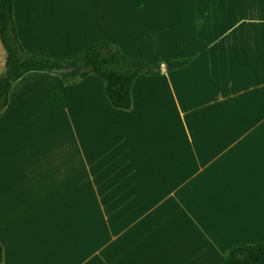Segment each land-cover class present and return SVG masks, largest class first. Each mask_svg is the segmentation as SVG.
<instances>
[{"label":"rangeland","instance_id":"374dc122","mask_svg":"<svg viewBox=\"0 0 264 264\" xmlns=\"http://www.w3.org/2000/svg\"><path fill=\"white\" fill-rule=\"evenodd\" d=\"M37 72L22 76L0 117L3 264H218L189 213L208 207L206 193L165 155L174 135L152 130L175 115L155 122L158 103L139 99L115 107L97 74L68 89Z\"/></svg>","mask_w":264,"mask_h":264},{"label":"crops","instance_id":"0c3cea01","mask_svg":"<svg viewBox=\"0 0 264 264\" xmlns=\"http://www.w3.org/2000/svg\"><path fill=\"white\" fill-rule=\"evenodd\" d=\"M14 5L19 36L33 54L68 58L107 40L151 63L192 57L181 68L140 74L131 109L139 99L158 103L155 122L175 115L170 126L152 130L174 135L162 144L165 155L183 167L187 181L199 180L200 195L206 193L208 207L189 213L206 232L205 246L217 247L209 255H219L218 264L231 247L264 241V29L254 25L264 22V0H14ZM5 64L0 37V74ZM38 71L45 81L55 78L68 89L82 88L78 81L90 76L67 82L56 71ZM22 78L14 82L9 104ZM92 84L87 90L95 91ZM211 116L215 125L191 129Z\"/></svg>","mask_w":264,"mask_h":264},{"label":"trees","instance_id":"16d2710c","mask_svg":"<svg viewBox=\"0 0 264 264\" xmlns=\"http://www.w3.org/2000/svg\"><path fill=\"white\" fill-rule=\"evenodd\" d=\"M0 37L6 50V68L0 76V116L10 102L14 82L32 70L53 72L56 68H72L68 72H58L67 82L97 74L104 80L112 104L124 109L133 107V87L140 74H161L163 71L161 63L134 59L107 40L68 58L33 54L19 36L14 0H0ZM191 60L192 57H180L166 63L173 70L187 65ZM4 258L5 248L0 241V264H3ZM220 264H264V241L231 247Z\"/></svg>","mask_w":264,"mask_h":264},{"label":"water","instance_id":"95a60500","mask_svg":"<svg viewBox=\"0 0 264 264\" xmlns=\"http://www.w3.org/2000/svg\"><path fill=\"white\" fill-rule=\"evenodd\" d=\"M162 66H163V69H164V70H167V69H168V65H167V64H164V65H162ZM70 70H72V68H69V67H65V68H56V69H55L56 72H60V73H61V72H62V73H63V72H68V71H70Z\"/></svg>","mask_w":264,"mask_h":264}]
</instances>
